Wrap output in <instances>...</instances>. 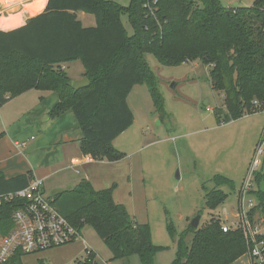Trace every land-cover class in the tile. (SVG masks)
<instances>
[{
    "label": "trees",
    "instance_id": "trees-1",
    "mask_svg": "<svg viewBox=\"0 0 264 264\" xmlns=\"http://www.w3.org/2000/svg\"><path fill=\"white\" fill-rule=\"evenodd\" d=\"M79 13L93 16L96 26L84 27ZM122 16H127L133 35L126 31ZM149 54L164 66L200 61L210 68L212 87L223 96V107L214 111L219 123L264 111V0L231 8L220 0H130L128 7L109 0H49L46 10L25 26L0 31V108L30 90L56 92L59 103L49 115L74 113L84 136L83 154L122 161L126 155L113 142L134 124L128 105L133 88L147 85L156 111L164 113L155 74L146 60ZM76 61L90 83L80 90L73 89L63 70ZM32 179L31 174L12 179L0 174V195L23 190ZM256 181L264 182V175L258 174ZM213 182L216 187L205 197L211 212L228 199L220 187L234 188L233 181L220 175ZM114 189L115 185L96 191L84 180L55 195L54 203L81 230L92 227L114 260L138 256L142 264H155L163 248L154 246L148 224H138L124 205L114 202ZM253 195L258 200L255 210L264 217V188ZM3 209L6 219L12 209L9 204ZM168 230L176 237L172 226ZM248 251L242 231L226 233L221 219L211 218L202 227L189 225L178 236L173 264H233ZM6 264L26 263L17 254ZM75 264L101 263L92 251Z\"/></svg>",
    "mask_w": 264,
    "mask_h": 264
},
{
    "label": "rangeland",
    "instance_id": "rangeland-1",
    "mask_svg": "<svg viewBox=\"0 0 264 264\" xmlns=\"http://www.w3.org/2000/svg\"><path fill=\"white\" fill-rule=\"evenodd\" d=\"M109 1L123 7L130 4V0ZM220 2L235 7L238 3L251 6L255 0ZM121 21L128 34L133 35L127 16H122ZM146 60L155 74L164 113L159 115L156 111L147 85L136 87L128 100L135 116L134 124L115 139L114 148L126 157L114 169L117 180L114 191L117 201L126 207L132 219L149 225L154 246L163 248L154 263L173 264L178 236L197 217H201L200 227L211 218L221 219L224 225L238 221V192L248 177L262 138L264 111L219 123L220 118L214 111L223 107V96L212 87L210 68L200 61L164 66L151 54ZM68 65L66 73L81 79L85 73L83 65L77 61ZM260 170L262 174L264 157L259 159L257 171ZM218 175L233 181L234 188L220 187L228 199L211 212L205 206V197L216 187L213 178ZM263 188L264 182L255 180L254 191ZM248 200L258 203L254 195ZM261 221H264L263 214L254 210L251 225H261ZM168 226L174 228L176 237L170 234ZM83 236L88 246L78 243L39 256H25L23 262L75 264V258L82 260L85 248H89L96 252L102 264H142L138 256L114 260L88 225L83 228ZM191 239L189 235L188 241ZM44 257L47 259L43 260Z\"/></svg>",
    "mask_w": 264,
    "mask_h": 264
},
{
    "label": "crops",
    "instance_id": "crops-1",
    "mask_svg": "<svg viewBox=\"0 0 264 264\" xmlns=\"http://www.w3.org/2000/svg\"><path fill=\"white\" fill-rule=\"evenodd\" d=\"M48 3L49 0H0V31L10 32L25 26L31 18L42 14ZM29 6L40 8V10L32 14ZM237 6L251 7L252 5L243 6L238 3L235 7ZM78 18L84 27L96 26L95 18L91 15L79 13ZM18 22H21L19 26L9 27ZM67 65L63 66L66 72L69 70ZM84 74L81 79L67 75L72 82H77L85 78ZM136 87L133 88L129 97ZM58 103L59 95L56 92L34 89L10 100L0 108V135H2L0 136V174L6 179L31 174L33 178L43 181V191L52 199L61 192L73 190L84 180L88 181L96 191L115 185L117 180L114 169L125 158L119 162H109L84 155L81 149L84 136L74 113L67 111L60 117H50V110ZM113 199L116 204L123 205L117 201L115 191ZM78 243L88 246L84 236L83 240L68 246ZM42 259L46 260L47 257ZM97 261L100 262L99 256ZM233 264H252V260L246 254Z\"/></svg>",
    "mask_w": 264,
    "mask_h": 264
},
{
    "label": "built area",
    "instance_id": "built-area-1",
    "mask_svg": "<svg viewBox=\"0 0 264 264\" xmlns=\"http://www.w3.org/2000/svg\"><path fill=\"white\" fill-rule=\"evenodd\" d=\"M64 70V68H63ZM256 106H259L255 102ZM264 157V130L257 144L255 159L251 163L248 177L238 192V221L231 225L222 224L224 232L240 230L248 243V255L252 264H264V221L251 225V213L258 206L248 200L254 192V182L262 170L257 171L259 159ZM44 183L33 178L23 190L0 195V264L8 263L17 254L35 256L65 247L83 240V230L72 224L58 209L54 199L43 191ZM9 204L12 211L5 219L3 207ZM4 218V219H3ZM11 224V226H10ZM93 250L86 248L85 256Z\"/></svg>",
    "mask_w": 264,
    "mask_h": 264
},
{
    "label": "water",
    "instance_id": "water-1",
    "mask_svg": "<svg viewBox=\"0 0 264 264\" xmlns=\"http://www.w3.org/2000/svg\"><path fill=\"white\" fill-rule=\"evenodd\" d=\"M90 85L88 79L85 77L83 80L81 81H77V82H72V87L73 89L75 90H80V89H83V88H86ZM174 86V85H173ZM200 220H201V217H197L193 222H192V226L194 228H198L199 227V224H200Z\"/></svg>",
    "mask_w": 264,
    "mask_h": 264
},
{
    "label": "bare ground",
    "instance_id": "bare-ground-1",
    "mask_svg": "<svg viewBox=\"0 0 264 264\" xmlns=\"http://www.w3.org/2000/svg\"><path fill=\"white\" fill-rule=\"evenodd\" d=\"M26 5V4H25ZM41 7V6H40ZM27 8V7H26ZM29 8V11H30V13H32V14H35L37 11L39 12V10H40V8H33V6H29L28 7ZM28 11V12H29ZM34 16V15H33Z\"/></svg>",
    "mask_w": 264,
    "mask_h": 264
}]
</instances>
